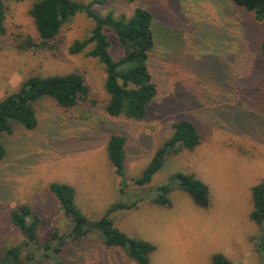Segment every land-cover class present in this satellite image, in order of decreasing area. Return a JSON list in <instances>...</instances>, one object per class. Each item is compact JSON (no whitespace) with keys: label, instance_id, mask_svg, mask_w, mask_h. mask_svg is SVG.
Here are the masks:
<instances>
[{"label":"rangeland","instance_id":"374dc122","mask_svg":"<svg viewBox=\"0 0 264 264\" xmlns=\"http://www.w3.org/2000/svg\"><path fill=\"white\" fill-rule=\"evenodd\" d=\"M37 0H3L5 34L0 36V100L33 76L78 73L91 87V102L71 110L43 97L35 104L38 126L13 125L0 139L6 150L0 162V254L23 246L11 212L31 208L41 220L38 241L54 232L69 235L72 221L51 192L53 183L76 191L75 203L89 220L98 221L116 204L129 208L110 215L130 238L155 246L149 264H214L223 255L232 264H264V225L251 220L252 188L264 181V21L237 7L233 0H73L103 1L92 9L100 17L113 13L129 19L134 8L151 11L157 50L149 69L158 94L143 120L111 117L104 66L88 56L69 53L75 41L90 36L93 20L79 13L66 23L52 45L40 44L30 10ZM110 55L124 51L116 34L105 28ZM191 121L201 142L194 151L173 154L151 183L134 184L156 151L173 135V125ZM113 135L126 138V162L119 176L107 145ZM194 174L210 192L203 209L178 184L169 195L171 207L153 202L152 191L177 173ZM23 247L24 264H138L126 249L106 247L98 231L69 241L60 255L52 248Z\"/></svg>","mask_w":264,"mask_h":264},{"label":"trees","instance_id":"16d2710c","mask_svg":"<svg viewBox=\"0 0 264 264\" xmlns=\"http://www.w3.org/2000/svg\"><path fill=\"white\" fill-rule=\"evenodd\" d=\"M137 0H127L134 4ZM234 4L254 14L257 21H264V0H233ZM103 1L83 4L73 0H37L30 16L34 21L40 44L33 46L46 50H57L52 45L60 34L62 27L79 13H84L93 20L95 27L90 36L81 41H75L69 48V53L79 55L91 47L88 56L95 58L105 68V90L108 95L106 112L109 116L118 118L125 116L130 120H143L150 104L158 94L149 69V60L157 50V30L151 11L143 7L134 8L129 19L116 18L113 13L104 17L96 15L92 7ZM5 6L0 0V36L5 34ZM110 28L117 36L124 54L114 60L109 52L110 42L104 33ZM264 59V41L261 46ZM92 91L86 79L78 73L54 75L48 77L33 76L26 79L18 90L10 92L0 100V136L11 135L13 125L19 124L27 130H34L38 126L35 104L43 97H50L62 108L71 110L79 103L91 102ZM173 135L155 153L152 161L142 175L134 181L138 187L151 183L155 175L163 171L168 159L182 150L194 151L201 142V136L195 125L188 120H181L173 125ZM110 163L119 176L123 174L126 162V138L113 135L107 145ZM6 150L0 139V162L5 158ZM186 192L194 203L206 209L210 205L208 186L194 174L177 172L169 182L152 191L153 202L162 207H171L169 199L173 185ZM53 195L62 205L65 216L72 221L69 235L54 232L45 245L38 241L37 229L41 222L28 206H21L11 212V221L25 237L23 246L7 248L0 254V264H24L25 260L32 261L38 253L30 251L26 258L22 256L23 247L51 249L60 255L69 241H78L93 232L102 234L106 247H121L126 249L129 257L138 264H149L151 254L156 250L152 244L130 238L126 233L115 227L110 215L119 209L129 208L125 204L113 205L107 214L98 221L89 220L78 209L75 198L76 191L67 184L53 183L50 187ZM253 209L251 220L258 226L264 225V181L252 188ZM214 264H232L223 255L213 257ZM56 264H74L59 261Z\"/></svg>","mask_w":264,"mask_h":264}]
</instances>
